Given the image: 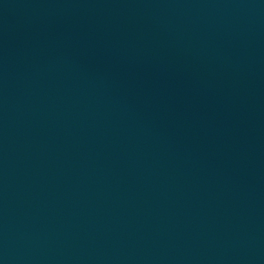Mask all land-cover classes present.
<instances>
[{"label":"water","instance_id":"water-1","mask_svg":"<svg viewBox=\"0 0 264 264\" xmlns=\"http://www.w3.org/2000/svg\"><path fill=\"white\" fill-rule=\"evenodd\" d=\"M0 264H264V0H0Z\"/></svg>","mask_w":264,"mask_h":264}]
</instances>
